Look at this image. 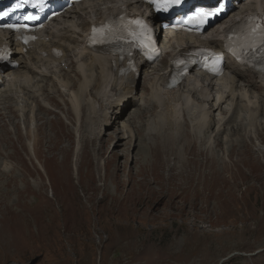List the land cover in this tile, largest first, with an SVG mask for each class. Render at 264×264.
<instances>
[{
	"label": "rangeland",
	"instance_id": "obj_1",
	"mask_svg": "<svg viewBox=\"0 0 264 264\" xmlns=\"http://www.w3.org/2000/svg\"><path fill=\"white\" fill-rule=\"evenodd\" d=\"M69 49L28 82L8 77L18 68L0 74V264H264V111L227 99L229 112L214 111V125L197 130L203 101L184 85L173 95L172 131L152 104L161 62L142 69L122 111L144 140L131 151L120 125L105 130L93 115L95 75L79 85L91 75L89 56L81 44ZM213 83L212 105L225 84ZM253 92L249 100L264 107ZM220 120L229 122L215 136ZM168 134L174 145L163 150ZM117 139L118 159L105 170Z\"/></svg>",
	"mask_w": 264,
	"mask_h": 264
},
{
	"label": "bare ground",
	"instance_id": "obj_2",
	"mask_svg": "<svg viewBox=\"0 0 264 264\" xmlns=\"http://www.w3.org/2000/svg\"><path fill=\"white\" fill-rule=\"evenodd\" d=\"M257 2L258 1H256V0H245V2H244L245 4L241 3V6H239L240 8L237 9V11H235V14H233L234 12L232 13L233 17L230 19V21L223 22V24H220L219 26H217L215 29L212 30V34H213L212 38H211L212 40H210V42H205V45L211 46V47L216 48V49H220L222 47L223 43L217 37L220 35L222 36L224 33V32H220L221 26L222 25L224 26L223 27L224 30L228 29L229 28L228 24L234 23L236 17H243V16L248 15L249 13L255 11V9H257V6H256ZM99 6H101V5H98L97 3H85V4H81V5L76 6L73 10L64 14L61 19H59L58 21H55V23H53L50 26L49 30H47L45 32V34L42 36V40L39 43L31 45L32 49L30 51H28L27 53H24L21 48L14 47V54H13L14 59H13V61L18 64V69L16 71L10 73V75H8V77L13 76V81H18L22 78L25 80V82H28L31 80L28 77V74L33 75V76H37L38 74L42 75L43 73L40 71L42 67L49 66V65L54 64V63H58V64L61 63V61L63 59H65V57L67 56V53L70 52V50H71V52H73V49H69L70 45H76L77 43H78V45L81 44V53L89 56V58L86 60V63H88V64L85 63V65H83V66H85V68L87 69L86 71L89 72L91 75H88L87 77L89 79L86 78L84 80V83L83 84L79 83V85L81 86L82 89H83V87L84 88L87 87V85L91 82V78H92L93 74L95 75V78L93 80V82H94L93 89L95 91V94L93 96V100H95V101L92 102V109H91L92 112L94 113L93 115L97 116L96 117V119L98 118L97 121L100 122V124H101L100 126L104 127L105 130L108 128L116 129L118 127V125H120L122 130H123L122 131L123 136L120 137V139L121 140L122 139L128 140V142L126 144L120 143V141H121L120 139H117V141L114 143L112 151H111V155H110L111 158H109L107 163L105 164V170H107V169H109L111 163H114V161H117L118 154H116L115 150L118 149L121 146V144L123 146H125V145L129 146V149H131V151H133L134 147H135L134 142L136 141V139L138 138V140H139V142L137 140V142H138L137 145H139V146L140 145L143 146L144 140H141V139H139V137H137L141 133L138 130H134L135 128H132L134 125L133 126H131L132 124L128 125L127 123H124V122H122V120H120L121 115H122V111H124L125 108L127 106H129L131 104V102L133 101L134 85H135V79L136 78L134 76L118 77L117 73L113 72L114 66H113L112 60L109 56L91 53L85 49V44L83 41L84 32L87 31L93 23H96L97 21H99L104 15L109 16L113 13L114 10L116 11L119 9L118 7L109 5V6H105V8L103 10V8H99ZM129 8H130L129 9L130 11H133L137 7L129 5ZM54 24H57L59 26L54 27L55 26ZM4 38H6V37L0 36V43H1V40H3ZM205 39H208V37H206ZM7 41L9 42V44H12L11 37H9L7 39ZM200 44H202V40H200V38L195 37V36H186V35H179V34L178 35H167V37L163 43L162 49L165 52L164 53L165 56L169 57V56L173 55L175 52L176 53H185L193 47H198ZM52 48L59 49L62 52V57L58 58L57 60L53 59L51 56ZM79 55H81V54H79ZM73 64L74 63L72 62V59H70V65L72 66ZM20 67H21V69H20ZM93 67H96V71L92 70ZM144 68H147V65H141L140 66L141 70ZM10 69H12V68H10ZM22 71H24V72H22ZM166 71H167V66L164 67L163 70H161L160 75H159L158 79L156 80L155 85H150V89L154 90L156 92V94H154L152 96V98L154 100H156L157 103L153 102L152 104L158 105V107L161 109L162 115L165 116V120H164L165 123L168 126H170L171 130L173 131L174 127H176V128L178 127L176 124V120H177L176 115L177 114L174 113V109L176 107L172 106V102H174V99H175L173 97V95L176 92H175V90H169V89L165 88V86H164L167 82V79H168V75H167ZM146 73L147 72L145 71V74ZM75 74L78 77L80 76L78 72H75ZM196 76L204 77L207 80H204L203 84H202V82L197 81L196 83H192V85H190L189 80H188L186 82L185 86L192 88V91L194 92V94H196L197 96H200L202 98V101H203L202 102L203 105L200 107V110L202 113V115H201V122L202 123H200V126L196 127L197 130H199L204 125L207 126V129H209L212 125H214V119H212V114L214 111L219 110L220 112H226V114L229 112V110L222 111V109H221V107L224 104H226L227 99H230L232 102L234 101L235 105H236V103H238V100H239V104H241L242 108L247 110L250 107L251 111L255 115L258 112L264 111L263 106H261V108H260L259 105L256 104V102L250 101L249 96H247V94H253L254 93L253 91H259V92L263 93L262 97L264 99V75H260L256 72L252 71V70H249L245 67H241V66H239L233 62L228 63L226 65V73L224 74V76L220 79H216V80H218V83H220V84L225 83V84L222 85V86H224L223 92L220 93L219 98H216L214 105L209 104L208 99L211 95V92H213L214 89L216 90L218 87L216 83H213V81L215 79H209V78L205 77L204 75H200L199 73H197ZM41 77L45 78L44 75ZM187 83H189V84H187ZM242 84H243V86L240 87ZM52 86L54 89L55 86L54 85H52ZM80 86H79V88H80ZM41 90L42 91L44 90L46 92V90L43 88ZM78 90H80V89H78ZM83 91L84 90H82V92ZM195 91L198 93H196ZM237 91L239 92V94L236 93ZM82 92H81V94H83ZM240 92H244V93H240ZM30 94H31L33 102H34V95L32 93H30ZM48 94H49V92H47V97H49ZM66 94H68V93H66ZM49 98L52 100L51 97H49ZM75 99H77V98L72 97L70 99L71 100L70 101L71 108L67 110L68 115L72 114V116H73L74 112H76V110H77V107L74 103ZM80 101H79V103H80ZM22 102H23V100H22ZM22 102H20V104H23ZM26 104H28V103L26 102ZM35 106H36V108H38L40 110L42 109V107L40 105H38V106L35 105ZM78 106H80V104H78ZM64 110H65V108H64ZM87 113H88V111H87ZM88 115H89V113H88ZM65 117H67V116H65ZM136 120H135V122H136ZM221 122H222V120L217 121L216 125L218 126ZM226 122H229V121H225L223 124L221 123L219 125V127L217 129V133L215 136H218L221 129L224 128L223 125ZM128 123H129V121H128ZM241 125L243 126V124H241ZM242 126H241V129H242ZM159 131H160V129H159ZM100 133H101L100 131L98 133H95V134H97L96 137H98V135ZM170 133H171V131H170ZM155 135H157V134H155ZM187 136H189V135H186L185 139L188 138ZM164 137L165 136H163V138ZM170 137L171 136L169 134L166 135V139H164V142H163L164 143L163 150L166 148H168V150H169V148L174 145L173 141H171ZM172 137L174 138V135ZM160 140H162V139H160ZM109 141H111V139ZM154 141H157V139L155 138ZM217 143H218V145L220 144L218 141H217ZM155 144H157V143H155ZM184 144H185V141H184ZM144 145H145V143H144ZM153 146L155 147V145H153ZM103 147H101L100 150H103L105 152L107 149H104ZM33 152H34V148H33ZM101 152L102 151H100L98 153L99 156L101 155L100 154ZM136 154H138V153H136ZM122 166H123L122 163H121V165H119L118 163L115 164V168H114L115 171L120 170L122 168ZM7 168H8V166H7ZM7 168L5 167L4 169L8 170Z\"/></svg>",
	"mask_w": 264,
	"mask_h": 264
},
{
	"label": "snow or ice",
	"instance_id": "obj_3",
	"mask_svg": "<svg viewBox=\"0 0 264 264\" xmlns=\"http://www.w3.org/2000/svg\"><path fill=\"white\" fill-rule=\"evenodd\" d=\"M175 2L178 3L179 0H175ZM199 15L200 16H205V15H211V13H200ZM26 19H31V17H27ZM190 19H193L194 20V19H196V17H192ZM135 23L138 24V25H140V27L144 30L145 33L150 32V30L147 28L146 25L143 24L142 21H135ZM9 27H13V26L9 25ZM256 27H259V26L257 25ZM253 30L255 31V29H253ZM93 31L96 32L97 30L96 29H93ZM148 38L150 39V36Z\"/></svg>",
	"mask_w": 264,
	"mask_h": 264
}]
</instances>
